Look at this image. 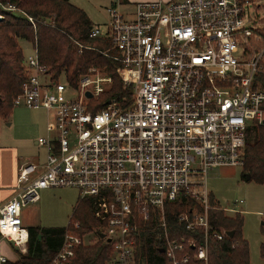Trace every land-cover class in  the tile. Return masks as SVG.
I'll use <instances>...</instances> for the list:
<instances>
[{
	"label": "built area",
	"instance_id": "2783aa9c",
	"mask_svg": "<svg viewBox=\"0 0 264 264\" xmlns=\"http://www.w3.org/2000/svg\"><path fill=\"white\" fill-rule=\"evenodd\" d=\"M259 1L157 0L125 14L107 9L105 31L93 26L90 37L107 39L115 51L130 92L121 102L101 105L112 84L101 71L54 78L32 47L13 107L45 112L46 137L36 145L46 157L18 169L15 195L0 206V245L25 251L28 232L18 214L39 201V191L75 189L80 199H95L99 225L79 235L80 224L69 218L50 264H68L77 248L98 241L111 246L105 264H140V227L151 221L163 241L156 264H209L210 240L229 238L213 227L210 212L241 215L244 201L212 204L206 180L217 168L242 169L247 133L264 126V18L249 14L262 8ZM184 198L191 203L176 224L190 235L179 241L165 210Z\"/></svg>",
	"mask_w": 264,
	"mask_h": 264
},
{
	"label": "trees",
	"instance_id": "16d2710c",
	"mask_svg": "<svg viewBox=\"0 0 264 264\" xmlns=\"http://www.w3.org/2000/svg\"><path fill=\"white\" fill-rule=\"evenodd\" d=\"M11 6L15 11H4ZM0 122L8 121L13 113V102L25 81L23 53L18 40H24L37 50L38 60L54 78L64 73L76 79L89 69H97L112 79L102 104L111 99L121 102L130 92L123 88L118 77L119 64L111 57L115 51L105 38L90 37L93 23L87 14L68 0H0ZM31 19V21H30ZM250 176L256 184L264 183V126L252 129L246 135L242 177ZM210 202L214 199L210 196ZM183 199L177 205L167 206L166 220L170 230L175 229L177 240L190 234L176 224V215L190 206ZM95 199L78 200L70 218L80 224L79 235L89 233L99 225L95 219ZM213 227L233 232L232 238L210 240L209 264H250L248 243L242 236L241 215L225 216L219 210L210 212ZM65 228L27 229L26 254L18 253L14 264H50L59 251ZM138 257L140 264H156L164 255L163 241L155 222L140 227ZM172 234V233H171ZM263 252V251H262ZM111 256V246L104 241L79 247L68 264H105ZM262 257L264 254L262 253Z\"/></svg>",
	"mask_w": 264,
	"mask_h": 264
},
{
	"label": "rangeland",
	"instance_id": "374dc122",
	"mask_svg": "<svg viewBox=\"0 0 264 264\" xmlns=\"http://www.w3.org/2000/svg\"><path fill=\"white\" fill-rule=\"evenodd\" d=\"M73 6L83 10L94 27L105 31L108 24L107 9L115 6L121 14L129 12V4H113L114 0H68ZM118 1V0H117ZM262 6L259 10L250 8L249 14L252 19L264 18V0L259 1ZM2 18V16H0ZM23 57L27 58L32 54V46L24 40H18ZM26 109L25 107H23ZM15 109L13 113H15ZM32 113L31 110H28ZM12 113V114H13ZM42 118L37 124L33 121L32 127L25 132L20 130L21 135V159L25 163L39 162L43 164L46 157L45 149L37 146L34 142L38 137H46V115L44 111L34 112ZM13 116L9 121H15L18 128V120ZM40 126V130H39ZM42 127V133L41 132ZM39 130V131H38ZM206 186L214 204L220 207H232L235 200H243L244 204L239 207L243 218L242 236L248 243L249 263L264 264V183L256 184L253 180L242 177L240 167H221L213 170L206 180ZM79 200V192L75 189H48L39 191V201L29 204L20 209L18 216L22 220V226H34L40 228H65L73 209ZM92 236L88 238L90 240ZM2 248L5 242L2 243ZM8 245L9 250L16 255V249ZM14 250V251H13ZM263 251V252H262ZM23 255V254H22Z\"/></svg>",
	"mask_w": 264,
	"mask_h": 264
},
{
	"label": "crops",
	"instance_id": "0c3cea01",
	"mask_svg": "<svg viewBox=\"0 0 264 264\" xmlns=\"http://www.w3.org/2000/svg\"><path fill=\"white\" fill-rule=\"evenodd\" d=\"M144 1H157V0H114L113 4H129L131 9L133 5L138 2ZM162 1H169V0H162ZM131 11V10H130ZM88 16V15H87ZM15 109V108H14ZM13 109V110H14ZM29 110V109H28ZM27 111V108L24 109L22 106L17 107L15 113L12 114V119L18 120V128L15 127V121H1L0 122V206L5 204L15 195V188H16V180L18 169L20 166L25 164V162L21 159V151L23 150L21 147V140L19 136L22 134L20 130H29L32 127L33 121L39 124L40 120L42 119L40 115L31 110ZM47 119V118H46ZM40 130V126H39ZM38 130V131H39ZM46 130V127H45ZM42 127L41 132L42 133ZM41 137H38V139ZM37 141V140H36ZM36 141L34 144L36 145ZM32 163H37L34 162ZM34 227V226H27L26 229ZM5 242V241H4ZM3 243V242H2ZM0 245V253L6 257L8 263L7 264H14L18 261L20 252L16 249V255L13 254L9 248L10 243L5 242L4 248H2V244ZM25 251L20 252L21 254H26L27 245L23 247ZM14 251V250H13Z\"/></svg>",
	"mask_w": 264,
	"mask_h": 264
},
{
	"label": "water",
	"instance_id": "95a60500",
	"mask_svg": "<svg viewBox=\"0 0 264 264\" xmlns=\"http://www.w3.org/2000/svg\"><path fill=\"white\" fill-rule=\"evenodd\" d=\"M0 20H1V18H0ZM86 96H87V97H90L91 95H90L89 93H87ZM246 179L249 180V179H250V176H249V175H246ZM227 236H228L229 238H232V237H233V232H228V233H227ZM100 238H103L102 235H100Z\"/></svg>",
	"mask_w": 264,
	"mask_h": 264
}]
</instances>
